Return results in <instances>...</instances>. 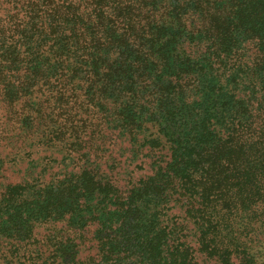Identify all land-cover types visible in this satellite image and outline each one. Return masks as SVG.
Here are the masks:
<instances>
[{
  "label": "trees",
  "instance_id": "trees-1",
  "mask_svg": "<svg viewBox=\"0 0 264 264\" xmlns=\"http://www.w3.org/2000/svg\"><path fill=\"white\" fill-rule=\"evenodd\" d=\"M0 180V264H264V0H0Z\"/></svg>",
  "mask_w": 264,
  "mask_h": 264
},
{
  "label": "rangeland",
  "instance_id": "rangeland-1",
  "mask_svg": "<svg viewBox=\"0 0 264 264\" xmlns=\"http://www.w3.org/2000/svg\"><path fill=\"white\" fill-rule=\"evenodd\" d=\"M43 155H46V154H41L39 157L41 158V157H43ZM38 156H35L34 158H37ZM60 156H58V158H57V161L59 162V164H60V158H59ZM42 163H43V161H42ZM56 164H54V166H55ZM38 169H39V167H38ZM9 171L13 174V177H12V179H13V181H15L16 179H18L21 175H22V173H17V168H10L9 169ZM21 171H24V168H22V170ZM11 173H9V174H11ZM18 181V180H17ZM0 182H1V180H0ZM39 231V230H38ZM39 233H41V234H43V229H41L40 231H39Z\"/></svg>",
  "mask_w": 264,
  "mask_h": 264
}]
</instances>
